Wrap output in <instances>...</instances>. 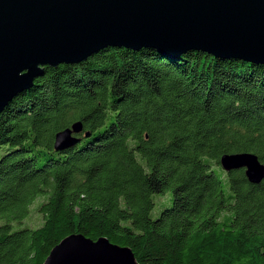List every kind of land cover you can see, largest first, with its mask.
Returning a JSON list of instances; mask_svg holds the SVG:
<instances>
[{
	"label": "trees",
	"instance_id": "16d2710c",
	"mask_svg": "<svg viewBox=\"0 0 264 264\" xmlns=\"http://www.w3.org/2000/svg\"><path fill=\"white\" fill-rule=\"evenodd\" d=\"M154 51L44 66L2 109L0 264H42L70 234L127 247L138 264H264V176L218 163L245 151L264 165V65ZM76 121L78 141L55 151Z\"/></svg>",
	"mask_w": 264,
	"mask_h": 264
},
{
	"label": "water",
	"instance_id": "95a60500",
	"mask_svg": "<svg viewBox=\"0 0 264 264\" xmlns=\"http://www.w3.org/2000/svg\"><path fill=\"white\" fill-rule=\"evenodd\" d=\"M107 47L153 48L169 60L186 50L264 65V0H0V112L32 86L44 66L79 62ZM79 121L54 134L53 149L73 146ZM86 136V134H84ZM225 173L250 183L264 165L250 152L222 154ZM42 264H138L104 237L70 234Z\"/></svg>",
	"mask_w": 264,
	"mask_h": 264
},
{
	"label": "rangeland",
	"instance_id": "374dc122",
	"mask_svg": "<svg viewBox=\"0 0 264 264\" xmlns=\"http://www.w3.org/2000/svg\"><path fill=\"white\" fill-rule=\"evenodd\" d=\"M153 208L151 209L150 216L153 218L157 215L160 209L169 205L170 191L165 190L161 194H154L153 197ZM42 200V197H36L29 205L30 218H28L29 225H36L40 215L34 211L36 205ZM24 223V222H22Z\"/></svg>",
	"mask_w": 264,
	"mask_h": 264
}]
</instances>
